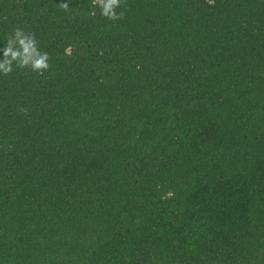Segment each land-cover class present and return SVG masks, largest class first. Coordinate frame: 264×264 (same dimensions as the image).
<instances>
[{
	"label": "trees",
	"instance_id": "trees-1",
	"mask_svg": "<svg viewBox=\"0 0 264 264\" xmlns=\"http://www.w3.org/2000/svg\"><path fill=\"white\" fill-rule=\"evenodd\" d=\"M90 5L0 0V264H264V0Z\"/></svg>",
	"mask_w": 264,
	"mask_h": 264
},
{
	"label": "clouds",
	"instance_id": "clouds-1",
	"mask_svg": "<svg viewBox=\"0 0 264 264\" xmlns=\"http://www.w3.org/2000/svg\"><path fill=\"white\" fill-rule=\"evenodd\" d=\"M209 4L212 0H207ZM124 4L126 9V0H91L89 17L96 15L95 9L98 7L100 15L108 20L117 21L124 17L125 12H117ZM62 11L69 12L71 8L67 3L60 4ZM3 60L0 61V73L7 76L13 70V65L20 69H29L40 75L46 72L50 65L49 55L46 52H41L38 47V42L34 33H26L21 28H16L12 37L6 41V46L3 48ZM20 111L27 113L26 109L21 108Z\"/></svg>",
	"mask_w": 264,
	"mask_h": 264
}]
</instances>
